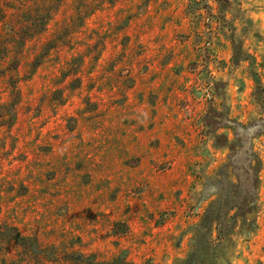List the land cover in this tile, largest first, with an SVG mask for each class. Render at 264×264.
Returning a JSON list of instances; mask_svg holds the SVG:
<instances>
[{"label": "rangeland", "instance_id": "374dc122", "mask_svg": "<svg viewBox=\"0 0 264 264\" xmlns=\"http://www.w3.org/2000/svg\"><path fill=\"white\" fill-rule=\"evenodd\" d=\"M245 157L201 264H264V0H0V264H183Z\"/></svg>", "mask_w": 264, "mask_h": 264}, {"label": "trees", "instance_id": "16d2710c", "mask_svg": "<svg viewBox=\"0 0 264 264\" xmlns=\"http://www.w3.org/2000/svg\"><path fill=\"white\" fill-rule=\"evenodd\" d=\"M253 157L243 158L246 161L242 166L238 164L239 171L236 173L238 177V185L236 187L240 190L241 199L233 202L228 196L225 200L219 199L214 205L210 206L204 213L201 222L196 226L195 240L193 242V249L190 254L185 258L183 264H201V259L204 254L211 253L212 232L215 229L218 232V237L221 238L224 234L226 235L231 231L232 219L231 217L226 218L227 213L232 209H237L238 215H244L254 208L255 197L253 194H249L246 190L250 191L255 189V179L253 180L254 168L251 165ZM233 163L235 167L236 164ZM227 179V178H226ZM226 179L224 174L221 172L220 178L213 179L212 181L218 184L225 183ZM217 180V181H216ZM223 201H227L228 204L224 208L223 214Z\"/></svg>", "mask_w": 264, "mask_h": 264}]
</instances>
